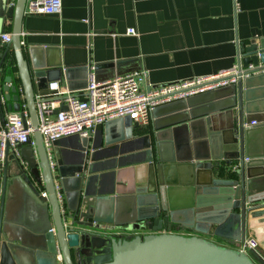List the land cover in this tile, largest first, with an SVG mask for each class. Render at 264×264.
Here are the masks:
<instances>
[{"label": "water", "instance_id": "95a60500", "mask_svg": "<svg viewBox=\"0 0 264 264\" xmlns=\"http://www.w3.org/2000/svg\"><path fill=\"white\" fill-rule=\"evenodd\" d=\"M26 3L7 7L14 25L0 52V114L20 110L25 100L37 127L35 94L48 86L54 74L49 68L61 63H44L22 43ZM250 63L264 68V37L239 43V69ZM258 68L248 75L240 70L231 75L235 82L218 89L155 107L154 119L136 138L138 165L126 174L123 189L115 187L116 170L110 188L98 185L108 171L95 168L88 137L75 134L78 152L72 156L60 149L68 136L55 139L65 214L42 132L18 145L21 157L8 147L0 161V264H264L259 249L243 251L211 237L245 239L248 217L264 216V141L255 137V127L264 128V70ZM114 124L130 136L140 121L126 115L95 129ZM185 131L190 141L179 143ZM16 189L37 209L32 222L8 204ZM124 198L131 199L128 226L113 219Z\"/></svg>", "mask_w": 264, "mask_h": 264}, {"label": "crops", "instance_id": "0c3cea01", "mask_svg": "<svg viewBox=\"0 0 264 264\" xmlns=\"http://www.w3.org/2000/svg\"><path fill=\"white\" fill-rule=\"evenodd\" d=\"M11 3L16 0H0V52L9 42L3 40L2 34L13 33L14 17L7 12ZM132 26L137 34L127 31ZM261 37H264V0H63L58 14L26 11L22 27L24 46L34 48L44 63H61L58 68H49L54 72L50 82L58 80L63 89L77 92L87 86L92 72L97 79L104 80L146 70L145 88L198 77L214 78L239 63L240 42ZM223 86L206 88L191 96ZM47 90L48 86L37 93ZM11 111L14 110L6 109L1 115ZM153 119L150 115L148 122L140 121L130 136L124 126L114 124L101 126L88 137L91 149L96 151L95 168L108 171L96 179L98 185L110 188L111 172L116 170L115 187L125 188L122 181L138 165L140 141L136 138ZM254 125L257 123L250 126ZM185 133L179 143L190 141L189 132ZM255 134L258 142L264 141L263 127L256 126ZM78 138L79 135H69L60 144L62 152L76 155ZM130 201L121 199L123 209L113 213L114 221L122 226H128L131 220L127 208L131 207ZM8 204L14 214H21L29 222L37 216L36 207L22 190L10 191ZM262 217H248L246 237H258V249L264 254ZM181 230L187 233L188 229ZM211 237L230 245L229 239Z\"/></svg>", "mask_w": 264, "mask_h": 264}, {"label": "built area", "instance_id": "2783aa9c", "mask_svg": "<svg viewBox=\"0 0 264 264\" xmlns=\"http://www.w3.org/2000/svg\"><path fill=\"white\" fill-rule=\"evenodd\" d=\"M62 7L63 0H27L26 3V11L29 13L58 14L61 13ZM127 31L133 34L138 33L134 26L129 27ZM11 37V31L2 34L4 41H10ZM22 43H24L23 40ZM256 67H261L256 72L264 70L263 64L256 66L250 63L247 67L239 69V63H236L231 71L214 78L198 77L149 85L147 88L144 86L147 77L146 70H137L104 80L97 79L95 73L92 72L87 86L81 92L63 89L58 80L51 81L46 92L35 94L39 120L37 127L32 124L25 100L20 110L11 111L5 116L0 114V161L5 160L8 147L11 153L21 157L18 145L26 144L30 136L36 130H40L54 174L56 195L61 211L65 214L67 211L66 194L55 158L53 147L55 139L74 134L89 137L98 124L126 115L146 123L155 107L186 98L206 88L231 84L237 78L231 75L237 74L240 70L242 75H248ZM54 97H60V99L56 100ZM62 104L67 108L56 111V108ZM32 144L35 145L34 140ZM41 194L48 196L44 188H41ZM259 245V239L252 236L230 242L229 246L248 251L251 248L258 249Z\"/></svg>", "mask_w": 264, "mask_h": 264}, {"label": "rangeland", "instance_id": "374dc122", "mask_svg": "<svg viewBox=\"0 0 264 264\" xmlns=\"http://www.w3.org/2000/svg\"><path fill=\"white\" fill-rule=\"evenodd\" d=\"M258 238V237H257ZM259 239V238H258Z\"/></svg>", "mask_w": 264, "mask_h": 264}]
</instances>
